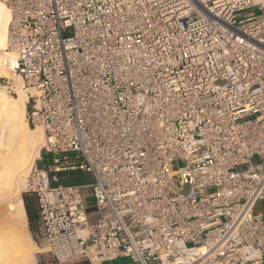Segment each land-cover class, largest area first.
Here are the masks:
<instances>
[{"label":"built area","instance_id":"built-area-1","mask_svg":"<svg viewBox=\"0 0 264 264\" xmlns=\"http://www.w3.org/2000/svg\"><path fill=\"white\" fill-rule=\"evenodd\" d=\"M3 1L52 260L264 264V0Z\"/></svg>","mask_w":264,"mask_h":264},{"label":"bare ground","instance_id":"bare-ground-1","mask_svg":"<svg viewBox=\"0 0 264 264\" xmlns=\"http://www.w3.org/2000/svg\"><path fill=\"white\" fill-rule=\"evenodd\" d=\"M10 7L0 1V76L11 77L17 55L9 51ZM15 74V73H14ZM17 96L0 89V264L35 263L38 247L27 230V211L20 194L32 154L39 155L44 130L31 134L26 119L28 93L17 78ZM33 160V159H32Z\"/></svg>","mask_w":264,"mask_h":264},{"label":"rangeland","instance_id":"rangeland-1","mask_svg":"<svg viewBox=\"0 0 264 264\" xmlns=\"http://www.w3.org/2000/svg\"><path fill=\"white\" fill-rule=\"evenodd\" d=\"M3 2V0H0ZM256 13H260V11L257 8L253 9ZM9 51H12L14 53L13 50H11L10 46H9ZM11 72V77H1L0 76V89H5L10 95L12 96H17L16 92L18 89V85H17V78L19 76H17L16 74H14L15 72H12L11 70H9ZM28 93V90H26ZM31 109H32V105L31 103H27V113H26V119L29 123V126L31 127V134L34 135L36 131L42 129L44 130L43 126H41L40 124H35L32 123L31 117H30V113H31ZM44 143V139L43 142L41 144V147L39 149V155H34V153L32 154L33 158L31 157V161H30V165L29 167H27L26 170H24L25 172L27 171V176L25 179V185L22 189V192L20 194V198L23 200V203L25 205L26 211H27V216H28V221H27V230H29V234L31 236V238L33 239L34 243L36 244V246L38 247L37 251L34 252V258H35V263H28V264H39L40 261L42 262H53V264H55V262L52 260L50 253L48 252L47 246L42 238V235L39 231V214H38V200H37V196L28 190L29 188V183L32 180V175L33 172L35 170L36 167H40L43 164H48V162L51 160V156L48 154H45L44 150L42 149V145ZM33 159V160H32ZM49 160V161H48ZM255 161H260V159L258 157L255 158ZM246 166H242L241 168H245ZM77 172H81V174H84L82 176H86L91 178V175L86 173V172H82V171H77ZM90 181V180H89ZM26 199V200H25ZM27 203L29 204V208L31 211V216H32V220H30L29 215H28V210H27ZM91 221L93 222L94 219L91 218ZM73 260H77L76 257L70 258V260H66L64 261V263L66 262H70Z\"/></svg>","mask_w":264,"mask_h":264},{"label":"crops","instance_id":"crops-1","mask_svg":"<svg viewBox=\"0 0 264 264\" xmlns=\"http://www.w3.org/2000/svg\"><path fill=\"white\" fill-rule=\"evenodd\" d=\"M88 212H89V218L91 219H96L97 218V211L95 206L93 205V203L90 201L89 206H88ZM255 212L260 213L264 219V200L260 201L256 206H255ZM77 260H73L70 262H60V263H55V264H90L87 260H84L82 258L76 257ZM70 260V259H68ZM39 264H53V262H42L40 261ZM99 264H133L129 259L127 258H121V259H117V260H113V261H105V262H101Z\"/></svg>","mask_w":264,"mask_h":264},{"label":"trees","instance_id":"trees-1","mask_svg":"<svg viewBox=\"0 0 264 264\" xmlns=\"http://www.w3.org/2000/svg\"><path fill=\"white\" fill-rule=\"evenodd\" d=\"M60 182L63 184H78V183H87L91 178L82 176L81 172L77 171H67L64 173H60ZM26 200V199H25ZM27 210L30 220H32L31 211L29 208V204L27 203ZM86 264V263H85Z\"/></svg>","mask_w":264,"mask_h":264}]
</instances>
